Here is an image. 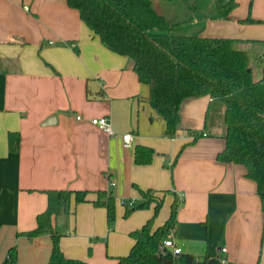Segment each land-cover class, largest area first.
I'll use <instances>...</instances> for the list:
<instances>
[{
	"label": "crops",
	"instance_id": "0c3cea01",
	"mask_svg": "<svg viewBox=\"0 0 264 264\" xmlns=\"http://www.w3.org/2000/svg\"><path fill=\"white\" fill-rule=\"evenodd\" d=\"M151 2L174 33L184 34L176 29L193 16L182 19L169 2ZM233 39L241 41L236 45L241 51L264 43ZM147 96L131 61L109 51L65 0H0V264H47L50 235H24L46 210L47 190L90 192L80 204L72 196L53 220V226L63 222L66 205L76 214L70 231L62 232L64 256L113 264L112 258L126 255L133 240L126 253L107 250L116 233L105 229L106 210L93 205L94 193L116 190L140 203L138 189L169 191L164 200L170 207L178 198L173 241L182 254L217 258L221 264H264V216L256 184L245 177L243 166L218 160L224 148L223 105L208 96L185 101L177 144L175 137L165 136L159 116L157 128V114L150 118ZM101 116L110 120L113 135L90 124ZM201 124L199 137L190 143L188 130L197 132ZM11 133L19 136L15 152L9 149ZM125 133L132 136L130 149L123 146ZM136 145L153 149L150 164L134 163ZM150 217L141 215L142 225ZM12 247L15 258L9 261Z\"/></svg>",
	"mask_w": 264,
	"mask_h": 264
},
{
	"label": "trees",
	"instance_id": "16d2710c",
	"mask_svg": "<svg viewBox=\"0 0 264 264\" xmlns=\"http://www.w3.org/2000/svg\"><path fill=\"white\" fill-rule=\"evenodd\" d=\"M69 8L78 11L83 24L111 52L128 58L139 83L148 89V102L165 124V136L174 138L181 122L182 104L189 99L208 96L224 107V148L218 155L222 163L245 168V177L256 184V193L264 216V53L259 54L260 75L253 70L243 51L236 47L241 41L228 37L173 35L172 27L158 14L151 0H65ZM170 2L172 0H161ZM216 19H229L237 7L235 0H214ZM243 22H258L246 18ZM256 42V41H253ZM258 42V41H257ZM193 143L199 133L188 130ZM19 136L9 135V149L15 152ZM188 143V144H190ZM154 151L136 145L134 163L148 165ZM140 203L121 202L123 217L153 205L152 216L129 233L133 245L126 255L113 257V264H221L217 258L198 259L191 254H173L163 242L174 234L180 201L175 199L168 218L154 225L169 191L138 189ZM48 205L36 217V227L24 233L32 239L48 233L51 253L47 264H85L83 260L64 256L60 239L64 233L53 226V220L64 213L65 204L73 196L75 204L88 201L89 191L47 190ZM161 193L162 196H158ZM92 201L106 210L108 228L115 221V197L112 191L99 190ZM9 261L15 258V248L9 249Z\"/></svg>",
	"mask_w": 264,
	"mask_h": 264
},
{
	"label": "rangeland",
	"instance_id": "374dc122",
	"mask_svg": "<svg viewBox=\"0 0 264 264\" xmlns=\"http://www.w3.org/2000/svg\"><path fill=\"white\" fill-rule=\"evenodd\" d=\"M187 3H192L193 8H189L184 0H172L168 3L169 9L174 11V15L176 17H181L182 19L188 18L189 16H193V20L196 19L197 23L193 24V20L188 21L189 24H185L184 27L176 29L178 32H184V34H180L177 32H173L174 26L172 27V34L177 36H190L192 33H188L190 29L194 28L197 30H202L206 34L218 35V36H228L233 38H241V39H256L260 41H264V0H235L238 5L233 10L229 19L222 20L214 18L216 16L217 10L214 0H186ZM251 18L253 20H258V22H243L246 18ZM209 23V24H208ZM214 23V25H213ZM210 25V26H209ZM264 43L259 42L256 45H249L242 47L243 51L248 59V62L253 70L254 78H257L260 75L261 63L259 60V54L264 53ZM152 115L150 118L156 116V113L151 111ZM148 118L147 120L149 121ZM157 115V128L159 127V120ZM211 122V119H210ZM202 124L196 130H202ZM181 133H176L175 139L178 144L179 138H181ZM132 185L129 184V188ZM126 192V191H125ZM124 192V193H125ZM115 197V221L111 227L108 228V224L106 222L105 229L107 228L109 231H113L116 234L110 239V244L107 247V250L113 251V255L115 253L121 252L126 253L130 247V236L129 233L132 229H139L142 226V218L141 215L148 214V217L152 215V207H148L142 210H136L131 213L128 217H123L124 207L121 202L124 200L122 198L128 199L127 196H120L116 190L113 192ZM71 201V199H70ZM133 202V201H132ZM74 203V202H73ZM136 203V202H135ZM137 204V203H136ZM66 210L69 212L63 215L62 223H55L54 227L60 232H69L70 227L74 225V221L76 219V214H70L68 210V205H66ZM170 212V205L168 206L167 200H163V204L154 219L155 225H162L168 217ZM145 221V220H144ZM143 221V222H144ZM84 230V231H83ZM82 232H85L83 228ZM124 234V235H123ZM101 240V239H98ZM91 241V242H90ZM90 243L92 240L90 239ZM103 242H105L103 240ZM89 244L85 251L90 253ZM109 251H107V258H109ZM85 260V259H83ZM179 264V263H177Z\"/></svg>",
	"mask_w": 264,
	"mask_h": 264
},
{
	"label": "built area",
	"instance_id": "2783aa9c",
	"mask_svg": "<svg viewBox=\"0 0 264 264\" xmlns=\"http://www.w3.org/2000/svg\"><path fill=\"white\" fill-rule=\"evenodd\" d=\"M76 119L79 120L80 117L77 116ZM90 124L107 135H113V129L107 116L94 117L90 119ZM121 139L125 148L130 149L132 147V136L129 133L123 134ZM163 244L165 247L169 248L173 254L176 255L181 253V249L177 247L173 241V233H171L169 239L164 240Z\"/></svg>",
	"mask_w": 264,
	"mask_h": 264
}]
</instances>
